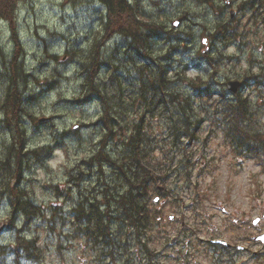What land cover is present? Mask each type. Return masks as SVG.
Wrapping results in <instances>:
<instances>
[{
    "label": "rangeland",
    "instance_id": "obj_1",
    "mask_svg": "<svg viewBox=\"0 0 264 264\" xmlns=\"http://www.w3.org/2000/svg\"><path fill=\"white\" fill-rule=\"evenodd\" d=\"M128 1L143 35L135 42L115 33L105 38L108 12L101 0H0V264L8 255L12 264H100L108 248L87 241L83 225L73 224L77 211L89 212L99 202V213L106 211L103 223L110 217V239L118 241L117 264H221L213 242L241 234L231 230L232 216L245 213L252 221L263 210L264 194L246 199L243 189L248 182L252 189L264 187L263 166L236 157L224 127H213L210 117L221 95L241 94L252 112L240 124L264 137V6L256 11L244 0H231L235 4L227 8L225 0ZM236 8L238 16L230 19ZM219 23L227 25L231 40H214ZM12 31L23 61L16 84L23 148L15 139L13 112L2 109L14 76ZM94 43H100L102 68L90 90L108 103L109 129L101 120L102 98L90 100L83 87L92 82L86 70L96 56ZM196 76L205 83L201 91L189 85ZM229 80L242 82L235 95L225 87ZM182 116L189 118L194 141L171 133ZM137 132L148 156L163 164L164 180L153 184L147 199L154 226L146 233L122 221L117 203L128 191L123 156ZM15 184L44 217L12 216L8 190ZM18 234L30 248L24 242L19 247ZM127 239L129 254L119 258Z\"/></svg>",
    "mask_w": 264,
    "mask_h": 264
},
{
    "label": "trees",
    "instance_id": "obj_2",
    "mask_svg": "<svg viewBox=\"0 0 264 264\" xmlns=\"http://www.w3.org/2000/svg\"><path fill=\"white\" fill-rule=\"evenodd\" d=\"M103 4L105 5L108 15H107V25L105 28V38L110 35V33H119L124 35L127 39L136 41L139 38H143L141 32L139 31L138 22L136 21V17L133 14V8L128 4L127 0H102ZM201 3H208L209 0H197ZM146 27V25H144ZM155 28L158 29L156 26H151V29ZM215 32L217 34L223 35L225 40H228L227 36V29L224 24H218L216 26ZM214 32V33H215ZM157 33V31H156ZM109 34V35H108ZM141 34V35H140ZM219 39V38H218ZM13 40L14 44L17 47L16 50H19L20 45H18V40L14 37L13 33ZM222 40V39H219ZM230 40V39H229ZM99 45L96 46L94 43L93 52L96 57L99 53ZM140 46L142 49L147 51V47L144 42H140ZM12 66V64H11ZM86 70L85 66H83ZM97 72V68L93 65H90V70L87 68L86 73L88 77L91 79L95 76ZM15 76V73L13 74ZM26 76H24L25 78ZM11 79L10 84L6 87L5 99L3 101V106L5 109L7 108L8 111L13 112V123L14 124V131L17 135V139H21V128L17 122V113L22 112L21 108V99L18 89L16 88V84L18 85L17 79L15 77H9ZM190 85L200 86V79L197 78L195 81L194 79L190 80ZM92 84V83H91ZM90 84V85H91ZM89 85V84H88ZM90 87V86H89ZM172 98L174 96L171 95ZM246 99H235L234 101H225L223 102V112L226 114L233 115L235 120L241 115L250 112V106L248 102L246 103ZM173 103L177 102L178 104L181 103V100L174 99L171 100ZM102 103L104 105L103 108V118H104V125L107 129H109L108 121H109V107L108 103L105 98L102 97ZM180 120L181 117H178L172 126H170V130L173 133L178 135L177 130H180ZM137 139L134 136L130 138V142L127 144V151L124 153L123 159L124 162H127V168L123 171V176L125 179L126 184L128 185L127 193L122 196V200H120V204L122 208L126 212V216L129 219L130 224H134L140 230H148L151 227V213L150 210L147 208V199L150 190L153 187V184L157 182H163V177L161 176V167L163 166L162 161L152 159L148 156L146 143L143 137L140 138L139 133H136ZM146 157V158H145ZM122 170V169H121ZM12 189L11 191H13ZM13 194H15L13 192ZM18 194H20L18 192ZM16 208L20 207L25 213H27V209L31 208L33 211H37L38 209L32 208L29 201L26 202H15ZM92 207V205H91ZM96 210V209H95ZM78 213L81 211H77ZM92 213V210H90ZM81 214V215H80ZM92 215V214H91ZM83 213L77 214L78 218H82ZM80 218V219H81ZM93 218V219H92ZM91 219L88 216L84 215V219H87L88 222L92 221L94 225L97 227V233L103 234L104 230L101 227V217L93 216ZM79 220V219H77ZM91 223V222H90ZM87 228V227H86ZM85 228V229H86Z\"/></svg>",
    "mask_w": 264,
    "mask_h": 264
},
{
    "label": "flooded vegetation",
    "instance_id": "obj_3",
    "mask_svg": "<svg viewBox=\"0 0 264 264\" xmlns=\"http://www.w3.org/2000/svg\"><path fill=\"white\" fill-rule=\"evenodd\" d=\"M235 4L234 1H231V5ZM235 16H238L237 8L234 10ZM225 123H229L228 119L225 120ZM241 125V124H240ZM252 132V133H250ZM225 135L232 141L236 143L235 156L241 160H245L246 163L249 161L250 151H258L262 161L264 162V137H261L260 134L254 133L252 126L245 127L244 123L237 128L228 129L225 132ZM259 142H256V137ZM240 166V164H237ZM248 187L243 189L246 192L244 198L249 199L251 196L258 197V200L262 194H264V187L258 183V186L254 189L250 187V182L247 183ZM252 190V192H251ZM253 193V194H252ZM252 194V195H251ZM258 200H255L256 209L260 208ZM260 210V209H259ZM238 215L240 216L238 218ZM250 215L240 212L235 213L232 216L231 221V230L239 228L241 234L232 236L231 240H228L226 244H218L216 247V254L219 256L217 259L218 263L221 264H264V244L257 240L256 238L264 233V207L263 210L258 213L252 222L249 220ZM253 225L254 235L250 236L249 232ZM234 231H232V234ZM101 264V262H100Z\"/></svg>",
    "mask_w": 264,
    "mask_h": 264
},
{
    "label": "bare ground",
    "instance_id": "obj_4",
    "mask_svg": "<svg viewBox=\"0 0 264 264\" xmlns=\"http://www.w3.org/2000/svg\"><path fill=\"white\" fill-rule=\"evenodd\" d=\"M101 2L103 3V1L101 0ZM143 37V36H142ZM21 57V52L20 50H15V52L13 53V55L11 56L10 59V64H12L11 66V71L12 73H15V77L17 79V81H19L21 79L22 76H20V74L22 73V65H23V61L22 59H20ZM94 67H96L97 69L102 68V65L100 63H97V65H93ZM11 74H9L10 76ZM19 76V77H18ZM185 103L188 104V101L185 100ZM101 156H104L103 154ZM106 158V157H104ZM146 158V157H145ZM103 160V158H101ZM111 211H113V209H111ZM134 229L139 230L140 228H138L137 226H134Z\"/></svg>",
    "mask_w": 264,
    "mask_h": 264
},
{
    "label": "water",
    "instance_id": "obj_5",
    "mask_svg": "<svg viewBox=\"0 0 264 264\" xmlns=\"http://www.w3.org/2000/svg\"><path fill=\"white\" fill-rule=\"evenodd\" d=\"M239 85H240L239 82H235V81L227 83L228 89L232 92H236Z\"/></svg>",
    "mask_w": 264,
    "mask_h": 264
},
{
    "label": "clouds",
    "instance_id": "obj_6",
    "mask_svg": "<svg viewBox=\"0 0 264 264\" xmlns=\"http://www.w3.org/2000/svg\"><path fill=\"white\" fill-rule=\"evenodd\" d=\"M97 3H98V0H97ZM66 11H69V9H66ZM43 34V33H42ZM5 35H7V33H5ZM23 35V34H22ZM134 251V250H133ZM12 260H13V256L11 255H8L4 261V264H12ZM21 264H26V262H21ZM82 264V262H81Z\"/></svg>",
    "mask_w": 264,
    "mask_h": 264
}]
</instances>
